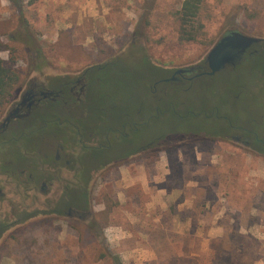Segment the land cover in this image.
<instances>
[{
    "label": "rangeland",
    "instance_id": "374dc122",
    "mask_svg": "<svg viewBox=\"0 0 264 264\" xmlns=\"http://www.w3.org/2000/svg\"><path fill=\"white\" fill-rule=\"evenodd\" d=\"M181 4L0 0V58L30 70L28 52H14L10 39L21 8L49 61L45 71L26 76L0 123L31 84L54 91L93 67L84 102L69 118L117 128L128 114L123 133L135 141L133 147L112 141L120 138L114 132L110 140L119 150L81 156L93 178L87 217H69L68 209L78 206L53 204L40 186L29 194L27 221L12 225L0 240V264H117L115 257L122 264H264V43L235 70L185 85L162 81L178 69L205 65L227 30L264 38V0H204L203 29L193 41L180 39ZM38 112L27 126L51 121L65 109L50 103ZM241 127L260 135L259 141L251 137L247 146ZM57 130L50 122L48 129L5 146L0 160L29 163L24 181L41 165L54 166ZM63 143L65 151L72 147ZM61 187L54 182L55 190ZM0 189L16 201L14 189L2 183ZM20 205L18 200L8 212V222Z\"/></svg>",
    "mask_w": 264,
    "mask_h": 264
},
{
    "label": "flooded vegetation",
    "instance_id": "af4514ba",
    "mask_svg": "<svg viewBox=\"0 0 264 264\" xmlns=\"http://www.w3.org/2000/svg\"><path fill=\"white\" fill-rule=\"evenodd\" d=\"M237 32L244 34L240 31L230 29L222 35L219 42L223 38ZM262 39L263 40L261 42L253 44L249 47L243 54H241L238 50L228 48L224 53H222V55L230 53L234 59L221 71H224L227 68L233 70L240 68L246 59H251L256 54H259L258 50L252 51V48L255 45L263 44L264 38ZM99 69H101V67H99L98 70ZM93 70V67L87 68L79 77H77L75 81L60 84L54 91L42 89L39 84H31L30 87L21 95L20 100L13 104L12 109L6 116L7 118L10 113H15L17 115L16 118L11 119V121L5 126L4 124L6 123V118L0 123V152L5 146L11 144L12 142H17L26 137L29 138L33 136L35 132H41V130L44 131L48 129L50 122H55L58 125V130L53 134L55 143L53 145V150L56 153L55 161L53 163L54 166L46 167L43 164L40 166L38 173L34 171V173L30 174V176L25 178L24 181L23 179L28 173V168L32 167L29 163L15 165L10 159L0 160V169H3V167L5 168L4 171L0 172V183L6 185L10 189H14L15 193H13V197H16V201H14L0 189V211L4 210L2 214H0V240L5 233L11 230L10 227L12 225L13 227L23 226L24 222L27 221L28 215L26 216V213H24L27 208V199L29 194L35 193L38 190V186H40V190L42 192L41 194H43L41 196H47V198H49L48 200L52 201L53 204L60 203L62 205L67 204L71 206H78L79 209H76L75 211L71 207L68 209L67 215L69 217H76L77 219L87 217L89 214L83 212H87L86 210H88V207L92 206L91 188L93 178L88 174L87 169L82 164V161L80 160L81 156L88 154L90 151H99V155L103 157L110 150H119L120 144L118 142L113 144L110 140V135L114 132H119L120 138L117 137L118 139L112 141L122 140L128 146L133 147L135 145V141L131 138L130 133H123V131L127 130L126 125H129L127 122L128 120L125 119L129 116L128 114L123 116L126 123H124L123 120L117 128H108V126L101 128L100 124L97 125L95 123L82 125L69 118L73 116V111L76 106L84 102V97L88 88L86 78L88 73ZM180 70L188 71L180 73ZM209 71V65L205 61V65L178 69L171 77L165 78L162 81L185 85L186 83H192L202 77H212L208 74ZM215 75H213V77ZM158 82L156 84H158ZM79 85H81V87L78 89ZM67 87H69V91H66ZM188 90L189 88L185 89V91ZM50 103L62 104L65 109V113L54 114L51 121L42 118L41 121L34 126L26 125L28 122L33 121L35 117L39 116L38 111L42 107ZM100 112L103 116L106 115V111L103 108L100 109ZM65 114H69L70 116L62 118V115ZM82 117L83 115L80 116V118ZM226 122L228 126L232 128L231 130L235 129L232 127L230 121L226 120ZM239 129L243 130V133L245 132L244 134L247 136V139L245 140L247 146L251 145V137H254L256 142L259 141L260 135H257L253 131H249L246 127H241ZM60 131H64L66 133V137H59ZM104 139L107 140L108 145L102 143V141H105ZM233 139L239 142L242 141V137H238L236 135H233ZM64 140L68 142L69 145H72L68 151H65V145L63 143ZM21 154L27 158V156H29V151L23 148L21 150ZM134 154L135 153L133 151L131 158L135 157ZM44 157L47 159L49 156L45 154ZM104 165H106V163ZM65 172H67V174ZM18 176L21 177V181H16L18 180ZM54 182L62 183V190H55ZM31 184H34V187H31ZM72 195H74L75 198L71 197ZM18 200H20L21 203L19 209L20 214L16 211L13 212L12 217L15 219L12 222H8L7 214H9L8 212L12 210V207L15 206V203H17Z\"/></svg>",
    "mask_w": 264,
    "mask_h": 264
},
{
    "label": "trees",
    "instance_id": "16d2710c",
    "mask_svg": "<svg viewBox=\"0 0 264 264\" xmlns=\"http://www.w3.org/2000/svg\"><path fill=\"white\" fill-rule=\"evenodd\" d=\"M181 2L177 19L180 39L193 41L203 29L199 16L204 0H181ZM23 14L20 8V20L16 26V31L11 33L10 39L15 44L14 52H21L22 54L28 52L30 70L27 73L25 70L16 68L0 58V118L8 110L11 103L18 98L26 76L34 71L43 72L49 66L45 50L36 41ZM1 50L2 45L0 44ZM88 233L91 234V232ZM114 260L117 264H122L118 257H115Z\"/></svg>",
    "mask_w": 264,
    "mask_h": 264
},
{
    "label": "water",
    "instance_id": "95a60500",
    "mask_svg": "<svg viewBox=\"0 0 264 264\" xmlns=\"http://www.w3.org/2000/svg\"><path fill=\"white\" fill-rule=\"evenodd\" d=\"M262 40V38L244 35L239 32L223 38L217 45L214 46L206 58V62L210 68L208 74L210 76L215 75L234 59L230 53L222 55V53H224L228 48L238 50L241 54H243L253 44L259 43ZM185 71L188 70H180L179 72L181 73ZM16 116L17 115L15 113H10L6 118L4 126L9 123L11 119L16 118Z\"/></svg>",
    "mask_w": 264,
    "mask_h": 264
}]
</instances>
